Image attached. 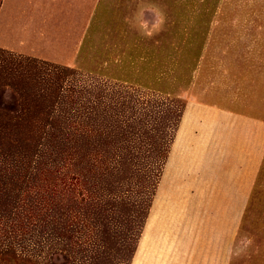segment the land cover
Segmentation results:
<instances>
[{"label": "rangeland", "instance_id": "374dc122", "mask_svg": "<svg viewBox=\"0 0 264 264\" xmlns=\"http://www.w3.org/2000/svg\"><path fill=\"white\" fill-rule=\"evenodd\" d=\"M75 2L0 0V75L19 83L0 89V109L6 113L16 105L23 120L33 121L18 137L1 135L0 153L9 163L24 160L35 174L37 162L53 171L55 164H68L73 148L82 154L91 150L108 167L96 182L106 205L87 215L78 206L81 219L97 223L62 238L51 225H38L54 218L47 209L53 197L43 192L49 205H38L25 184L32 181L9 183L12 193L18 190L17 197L27 206L35 203L28 208L41 215L28 218L27 208L8 218L9 200L0 198V264H128L182 109L178 101L89 73L104 71L107 60L128 64L131 40L139 38L146 47L157 41L156 49L173 58L179 76L187 63L193 67L189 90L181 94L187 101L264 123V0H78L81 6L74 7ZM74 11L80 29L91 22L69 70L62 43L69 38L71 49L77 43L79 35L70 27ZM166 21L168 29L162 30ZM40 33L47 42L60 41L59 47L41 46ZM126 66L119 75L131 71L134 77L145 67L143 61ZM40 107L44 110L35 113ZM252 197L234 233L231 264H264V163Z\"/></svg>", "mask_w": 264, "mask_h": 264}, {"label": "crops", "instance_id": "0c3cea01", "mask_svg": "<svg viewBox=\"0 0 264 264\" xmlns=\"http://www.w3.org/2000/svg\"><path fill=\"white\" fill-rule=\"evenodd\" d=\"M75 1L74 7L81 6ZM76 11L70 27L79 35L77 43L71 49L65 38L62 61L68 62L59 61L68 67L91 22L80 29ZM43 35L41 46L59 47L60 41L47 42ZM263 155V122L187 101L129 264H231L234 233Z\"/></svg>", "mask_w": 264, "mask_h": 264}, {"label": "trees", "instance_id": "16d2710c", "mask_svg": "<svg viewBox=\"0 0 264 264\" xmlns=\"http://www.w3.org/2000/svg\"><path fill=\"white\" fill-rule=\"evenodd\" d=\"M167 25V21L163 22L161 29L167 30ZM147 45L148 47H146L145 43L139 38L133 39L127 43V51L125 52V57L131 58V61L129 60L128 64L125 63V60H120L119 62H117L119 63L118 65H114L112 61L105 59L108 61V64L104 71L102 70L97 73L93 71L89 72L90 74H97L98 76H102L106 78V80L114 81L116 83H124L126 85L128 84V86H130L131 88L148 91L152 95H157L161 98H170V100L176 102L178 101L182 104V109L178 115L173 134L169 141L165 159L156 177L150 203L148 208L146 209L143 222L139 227V232L136 236L135 245L130 254L128 264L130 263V260L135 252L136 245L143 229L148 210L152 203L156 186L158 184L163 166L168 156L170 145L174 139L178 123L187 103V100L184 99L181 94H187L191 84L190 78H192L190 74L194 70L192 66L188 65V63L186 64L181 58L182 64H186V66L184 65V67L182 68V76L175 74L178 73V70L175 69L176 66L174 67L173 58L165 53L161 54V48H159V51L156 49L157 41L152 40ZM138 61H143L145 67L144 69H142V72L138 73L136 76L132 77L131 71L126 72V74L122 73V75L118 74L121 72V68L126 65L128 70L130 67L135 68ZM112 66H114L113 70L110 68ZM64 68L73 70V68L68 66H65ZM174 69L175 71H173ZM114 70L116 71L113 72ZM110 71L112 72L109 73ZM146 73L147 75H145ZM11 79L15 78H11L8 75H0V89L5 90L9 88L11 86V83L14 86H19V83L11 81ZM178 81H182L183 83L179 84ZM32 109L35 110L34 108ZM9 110L10 112L4 113V111L0 109V136L8 134L9 136L13 135L15 137H18L21 134L25 133V131H27L24 130L25 123L28 122L29 124L30 122L33 123V121L31 119L23 120L21 110H19L16 105H14V107ZM43 110L44 108L40 107L34 112L40 114V112ZM18 128H20V130L17 131ZM90 139L91 137H88V141H90ZM81 154L82 153H80V151H77L75 148H73L66 157L69 160L68 164H66L65 166L60 165V167L59 165L55 164V166L53 167V171L47 170L52 165L47 166L48 164L37 162L35 164L36 166L34 167L37 171L35 170L36 173L33 174L28 173V168L30 165H26L24 163V160H21L22 162L20 161V164H13L12 162L9 163L6 159L8 156L5 158L4 153H0V198L1 200L5 198H8L7 200H9L8 205L10 208H6L10 215L8 218H11V215L17 216L18 214L16 213V211L18 210H24L30 206H36V204L33 202H30L27 206V200L25 198L22 199L17 197L19 191L17 190V192L12 193V191L8 187L9 183L17 184L20 181H24L26 177L27 179L25 181H32V183H25L26 185H29V188L27 190L33 189L34 191V194L30 196L31 200L32 198L39 199V201H37L38 205L43 203V205H46L47 207L49 204L46 201H48L49 199L44 196L43 192L45 193L46 191L48 195L50 194L53 197V200L52 202H50V206L47 209L48 212L53 213L54 218L40 220L38 224L40 228H45L51 225L54 230H58L57 234L64 238L65 236H68V232L73 233L75 229H78L79 227L87 228L90 226H94L97 221L95 223L89 224L88 220L80 218L79 214L75 212V209L78 206H81L84 210V214L86 215L91 211L99 212L100 210H104V206L106 205V198L104 195L97 194L98 191L96 190V182L100 180L104 172L108 171V167H104L101 164L100 160H96V154L91 150H87L86 152H84V154ZM28 162L30 163V161ZM263 163L264 156L260 163L258 174L262 169ZM80 165H84V167H79ZM63 169H65L66 172H63ZM258 174L256 175L252 191L248 198L244 215L247 213L248 207H250L251 205L253 198L252 195L258 181ZM55 178H57L56 183L52 184L51 180ZM31 179H35L36 184H34L33 182L35 181ZM64 201H67L65 208L67 207L69 212H64L65 208L62 207ZM52 203L54 204L52 205ZM71 210L72 212H70ZM36 211L37 210H34V208H28L27 217L30 219H34L37 216L41 215V213L38 211L36 214ZM18 213L20 214V212ZM98 225L101 224L98 223ZM5 247L9 248L10 246L5 244Z\"/></svg>", "mask_w": 264, "mask_h": 264}]
</instances>
